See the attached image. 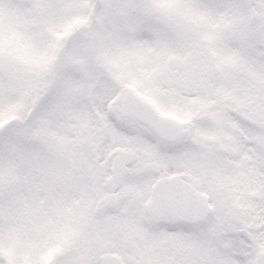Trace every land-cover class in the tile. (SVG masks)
Returning <instances> with one entry per match:
<instances>
[{"label": "snow or ice", "instance_id": "6c2138e0", "mask_svg": "<svg viewBox=\"0 0 264 264\" xmlns=\"http://www.w3.org/2000/svg\"><path fill=\"white\" fill-rule=\"evenodd\" d=\"M0 264H264V0H0Z\"/></svg>", "mask_w": 264, "mask_h": 264}]
</instances>
